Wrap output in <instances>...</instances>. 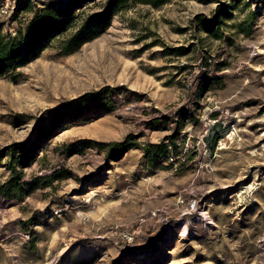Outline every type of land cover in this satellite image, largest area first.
<instances>
[{
    "label": "rangeland",
    "instance_id": "rangeland-1",
    "mask_svg": "<svg viewBox=\"0 0 264 264\" xmlns=\"http://www.w3.org/2000/svg\"><path fill=\"white\" fill-rule=\"evenodd\" d=\"M68 1L22 5L0 32ZM251 2L127 0L74 52L60 44L77 25L0 77V264H264V1ZM113 143L129 147L118 160Z\"/></svg>",
    "mask_w": 264,
    "mask_h": 264
},
{
    "label": "trees",
    "instance_id": "trees-1",
    "mask_svg": "<svg viewBox=\"0 0 264 264\" xmlns=\"http://www.w3.org/2000/svg\"><path fill=\"white\" fill-rule=\"evenodd\" d=\"M89 1L91 0H69L63 7H51L42 10L28 22L23 31L19 30L14 37L4 36L0 32V77L15 70L25 55L38 54L48 45L49 40L54 35H63L69 29H75L77 25L73 32L66 34L60 44L63 53L74 52L84 43L94 39L101 30L107 28L112 18L125 7L127 2V0H106L101 11L83 16L78 24L76 21L77 15L71 16V11L73 8ZM246 6H248V3ZM86 99L87 96H83L72 104L53 111L47 125L40 130L43 133L42 138H45V134L56 125L72 119L78 113L81 103ZM39 135L36 138H39ZM107 149L109 157L118 160L128 151L129 147L125 143H113L108 145ZM33 156L32 143L12 146L10 151L11 165L9 167L11 174H16L15 164L33 158ZM12 184V181L8 184L11 190L22 193L23 186L15 183L12 187ZM26 185L31 189L30 184Z\"/></svg>",
    "mask_w": 264,
    "mask_h": 264
},
{
    "label": "built area",
    "instance_id": "built-area-1",
    "mask_svg": "<svg viewBox=\"0 0 264 264\" xmlns=\"http://www.w3.org/2000/svg\"><path fill=\"white\" fill-rule=\"evenodd\" d=\"M57 1L58 0H0V19L11 16L14 13V11L22 5L41 7L45 4L54 3ZM259 1H264V0H259ZM246 2L250 3L251 0H246ZM251 3L253 4V2ZM217 122L218 121L215 119L213 120L209 119L207 125L214 126ZM193 206L194 204H191V208H193Z\"/></svg>",
    "mask_w": 264,
    "mask_h": 264
}]
</instances>
